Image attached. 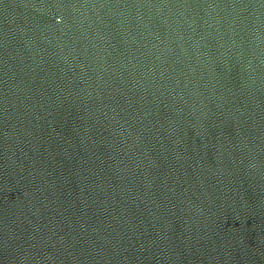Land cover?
Wrapping results in <instances>:
<instances>
[{"label":"water","instance_id":"1","mask_svg":"<svg viewBox=\"0 0 264 264\" xmlns=\"http://www.w3.org/2000/svg\"><path fill=\"white\" fill-rule=\"evenodd\" d=\"M0 264H264V0H0Z\"/></svg>","mask_w":264,"mask_h":264}]
</instances>
